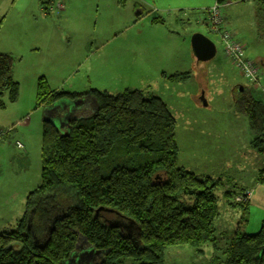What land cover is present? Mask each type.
I'll return each instance as SVG.
<instances>
[{
	"label": "trees",
	"instance_id": "1",
	"mask_svg": "<svg viewBox=\"0 0 264 264\" xmlns=\"http://www.w3.org/2000/svg\"><path fill=\"white\" fill-rule=\"evenodd\" d=\"M255 1L264 31V0ZM137 6L142 14L144 5ZM152 23L165 21L153 17ZM14 63L12 55L0 52V95L7 92L12 102L20 95ZM188 77L189 72L169 76L178 81ZM46 82L44 77L38 81L37 105L90 96L96 108L72 119L64 130L44 118L41 183L27 195L17 228L0 233V264H68L81 237L91 250L87 264H165L169 246H192L201 253L202 246L216 245L221 182L178 163L176 119L160 97L141 89L116 95L97 89L46 91ZM236 109L247 116L253 146L262 153L264 102L244 87ZM263 176L264 169L259 180ZM105 211L125 218L130 228L105 222L100 216ZM220 263L264 264V220L255 233L235 232Z\"/></svg>",
	"mask_w": 264,
	"mask_h": 264
},
{
	"label": "rangeland",
	"instance_id": "2",
	"mask_svg": "<svg viewBox=\"0 0 264 264\" xmlns=\"http://www.w3.org/2000/svg\"><path fill=\"white\" fill-rule=\"evenodd\" d=\"M207 1L143 0L141 5L147 6H144L145 10H141L144 14L138 15L137 20L140 24H137V27H140L143 31L141 35L143 43L141 45L140 42L139 46L143 49L145 58L141 57V60H139L135 59L134 56L136 54L135 50H137L133 45V43L136 45L134 38L130 37L126 40V35H128L126 31H122L103 44L98 41L94 36L95 33L100 29L110 33L113 22L109 18H106V23L105 21L99 22L101 9L93 0H88L84 6H81L80 11L75 9L71 15L72 18L77 14L83 16L85 21L87 19L90 22L91 29H94L92 40L87 43L85 49L75 46L72 35L64 33L69 24L65 22L66 20H63L56 25V29H51L48 41L45 39L40 40L39 44L36 43V46L38 44L36 50L32 53H26L24 63L26 65L29 63V66L27 65L28 71L33 76L32 79L35 80V83L41 77L46 79V91L87 92L97 89L116 95L129 90L127 88L140 89L151 80H153L152 86L156 89L158 86L156 79L161 72L160 65H169L172 62L171 59L176 57L180 62L186 57L194 58L195 53L191 46V36L196 32H207L205 17H201L204 15L203 9L205 10V8L207 9L216 4V0H211L212 5L204 6L203 3ZM224 4L227 5L228 3ZM232 8L235 24L252 34L251 37H247L250 44L248 49L247 46L244 49V51L246 50L244 55L247 59L254 60L253 62L257 68H261L263 64L262 61H258V56L264 57V31L260 29L257 21V2L255 0L236 2ZM56 15V11L51 12L52 18ZM153 17L163 19L165 23L153 24ZM143 23L146 24L145 29ZM157 25H166L173 32L171 34L172 38H168V30L155 29L154 26ZM253 27L255 32H253ZM132 31H129V35ZM241 34L239 33V35ZM232 35L234 36L233 33ZM215 42L217 45L216 55L209 60L200 61V66L196 65L198 62L196 56V62H193L190 66L182 63V70L175 71L176 69L169 66L170 75L181 74L177 72H189V77L186 80H179L183 88H180V85L174 88L178 91L176 100L182 112L176 120V138L182 147L180 153L181 163L184 162L183 155L191 153V145L190 149L187 150L189 146L187 132L192 124L190 118L198 117L202 113L209 115L210 121L200 122V125L193 123V125L200 126L202 131L216 129L220 126L221 137H216L214 144L217 145L222 141L230 151L240 137L244 138L246 136L243 119L249 124L247 116L236 109V102L241 93L240 89L247 87L254 98L264 102V72L258 68V80L250 87L246 83L247 80L245 81L242 71L224 53L222 44L217 39ZM184 43L186 46H184ZM14 58L16 59V57ZM201 70L207 71L206 74H203V77L200 75ZM22 73L24 74V70H22ZM18 75L21 76L19 70ZM170 75H168V78ZM157 92L159 91L157 90ZM37 93V89L33 88L30 91L29 88L25 87L14 102L8 99L7 92L0 95V136L8 131V135L0 137V233L17 228L25 210L27 195L41 183L42 125L45 114H49L47 107L53 104L37 105ZM86 98L69 100L71 104L74 100V104H79L80 101L85 102ZM190 98L195 100L196 108L192 106ZM204 103L207 105L203 106ZM85 110H87L86 107L82 111ZM235 113L241 114L240 118L232 121L229 118L225 119V116L235 118ZM242 115L245 118L242 119ZM57 120L59 119L57 118ZM210 130L209 132H211ZM250 131L253 139V132ZM18 142H21L24 147L19 148ZM209 145L210 143L205 149ZM205 149L202 150L199 141L198 146L194 147L192 152L202 156L206 154ZM227 156L236 158L234 154H228ZM262 158H264V151L260 154L259 159ZM240 162L238 163L240 164ZM252 162L254 163L253 160ZM240 165L242 166L243 163L241 162ZM185 166L191 168L188 163ZM244 173L246 174L244 176L240 175L241 178L238 179L241 183H245L246 179L249 178L250 170H246ZM230 180L234 181L233 178ZM242 192L243 190H239L236 193L240 194ZM216 194L218 195L220 210L223 211L226 204L223 201L224 196L218 190ZM228 198L235 202V196L231 193ZM227 204L230 206V202ZM235 209L237 212L234 215L224 213L223 220L227 224L238 222V219L242 217L243 208L235 206ZM237 222L235 226H237ZM240 226L241 232L255 233L259 230H254L251 225L246 227L244 221ZM245 228L248 230H245ZM231 231L232 229H228L227 226L223 229L217 226L215 232L217 240L214 243L216 245L207 244L202 246L203 252L201 253H198L196 248L192 246H169L165 250V264H221L220 262H223L226 258L229 239L237 232L235 230V232L230 233ZM84 242L82 238L78 248L79 257H82L83 253L89 248ZM94 255L98 256L99 254L94 252ZM80 260L75 259L73 263L82 264L78 262ZM92 263L91 260L88 264Z\"/></svg>",
	"mask_w": 264,
	"mask_h": 264
},
{
	"label": "crops",
	"instance_id": "3",
	"mask_svg": "<svg viewBox=\"0 0 264 264\" xmlns=\"http://www.w3.org/2000/svg\"><path fill=\"white\" fill-rule=\"evenodd\" d=\"M55 1L56 0L50 1L49 5L44 0H0V52L8 53L16 57L14 63V78L20 85V94L25 87L29 88L30 91L33 90V88L37 89L38 87V82L35 83V80L32 79L33 76L29 74V63L27 64L28 66L26 65V63H24L26 53H32L34 50H36L38 48L40 40L45 39L46 41H48L51 29H56L57 24H60V22L66 20L65 22L68 23L69 26L66 28L64 33L72 35L74 45L77 47L80 46V48L85 49L87 47V43L92 40V32L94 31V29H91L90 22L87 19L85 21L84 17L79 16V14H77L74 18L71 17L73 11L75 9H79L80 11L81 6H84L88 2V0H60L64 4V8L62 10H59L55 6ZM93 1L97 4L99 9H101V17L99 18V22L105 21L106 23V18L111 19L113 22L112 27L110 28V33L105 32L104 29H100L97 33H95L96 35L94 36L98 39V41L103 44L116 37L122 31H126L128 32V35H126V40H128L130 37H133L136 43V45L133 43V45L137 49L135 50L136 54H134L135 59L141 60V57L145 58L144 51L141 46H139L140 42L141 45L143 43V39L141 38L143 31L140 27H137V24H140L137 18H139L138 15L141 14L138 10L137 2L142 3L143 0H131L130 2H127V4L123 7L117 4L118 0ZM210 1L211 0H208L207 2L203 3V5H212ZM235 3L236 2H230L225 6H221L222 15L224 17L223 26L234 34V37L242 43L244 49L246 48V46L248 49L250 42L248 41L247 37H251L252 34L244 28H241L235 24L233 20L232 8L233 6H235ZM46 7L48 9H46ZM142 10H145V7H143ZM54 11L57 12V15L56 17L52 18L51 12ZM203 11L204 15L201 17H205V28L207 27V32L203 31L202 33L210 37L214 42L217 39L220 44H222L220 37L209 30L207 25V14L204 9ZM175 22H177V20H175ZM145 27L146 24L143 23V28L145 29ZM154 27L155 29L168 30V38H172L171 34L173 32L170 31L168 27H166V25H157ZM254 27L253 32H255ZM129 31H132L130 35ZM239 33L242 34L239 35ZM36 43H38L37 46ZM184 46H186L185 43ZM171 61L172 62L169 63V65H160L161 72L156 79L158 82V86L156 87V89H154V87L152 86L153 80H151L148 84H144L142 87H140V89L160 97L167 104L169 110L177 120L178 116L182 112L180 110V105L176 100V98H178V91L174 88L176 86H179L181 83L178 80H171L170 78H168V75H170L169 66L173 67L172 69H176L175 71H179L182 70V63L190 66L193 62H196V59L195 56L194 58L186 57L183 58L182 62H180L176 57L175 59H171ZM197 61L198 62L196 63V65L200 66V61L198 59ZM258 61H262L263 66L261 68H258L261 69L262 72H264V57L258 56ZM18 70L21 76L18 75ZM22 70H24V74L22 73ZM206 73L207 71L201 70L200 75L203 77V74ZM165 77L168 79H166ZM246 83L250 87L253 84L249 83L248 81H246ZM180 88H183V86L180 85ZM157 90L159 92H157ZM74 101L71 104L69 99H62L59 102V105H64L65 108L63 109V111L54 113L48 111L49 114L46 113L44 118H52L58 125L59 129L64 130L72 119L91 114L96 108V102L93 97H88L85 102L80 101L79 104H74ZM190 102L194 108L197 107L194 99L190 98ZM206 105L207 104L204 103L203 106ZM84 107H86L87 110L82 111ZM56 109L58 108L56 107ZM240 115L241 114L235 113V118H233L232 116H225V119L227 120V118H229L231 119L230 121H232L240 118ZM57 118L59 120H57ZM209 118V115L202 113L198 117L189 119L191 120L192 124L190 125L187 132V137L189 139V146L187 150L190 149L191 145V153L183 155V163L185 165H187L188 163L191 168H188L180 162V153L182 152V147L179 145V143L178 163L187 170H191L198 174L207 175L220 180L221 184H219L216 191L218 190L219 193L224 196L223 201L226 204L224 210H220V216L217 218L215 223L216 229L217 226L221 229L227 226L228 229H232L230 233H233L235 232V230L238 231L241 229L240 225L245 219L246 227L247 225H251L254 230L260 229L259 227H261L260 225L264 220V176L261 180H259V176L260 171L264 169V158L259 159L261 153L258 152L253 146L254 136L252 139V134L250 131L251 128L245 121V119H243L245 118V116L242 115L241 118L243 119L246 128V136L244 138L240 137V139L236 141V143L231 147V150L229 151L222 141H220L217 145L214 144V139L216 137H221L220 126H218L216 129H209L211 131L209 132V130L202 131L200 129V126L198 125H193V123L199 124L200 122L210 121ZM199 141L201 142L203 151L210 143L209 147L205 149L206 154L202 156H199L192 152V149L198 146ZM228 154H234L236 158L232 156L228 157ZM196 156L198 157L196 158ZM252 160L254 161V163L252 162ZM239 161L243 163L242 166L240 165L241 162L240 164L238 163ZM191 165L195 166L196 168ZM246 170H250V174H248L249 178L246 179L245 183H241L238 179L241 178L240 175L244 176L246 174L244 173V171ZM230 176L234 179V181L230 180ZM239 190H243V192L245 190H250V197L247 204H245L246 206L243 207L242 217L238 219V222L236 221L237 226H235L236 222L227 224L226 221L223 220V216L224 213H230L234 215V213L237 212L235 206H228L227 203L229 199V192L235 196L238 194L236 192ZM245 230L248 229L245 228Z\"/></svg>",
	"mask_w": 264,
	"mask_h": 264
},
{
	"label": "built area",
	"instance_id": "4",
	"mask_svg": "<svg viewBox=\"0 0 264 264\" xmlns=\"http://www.w3.org/2000/svg\"><path fill=\"white\" fill-rule=\"evenodd\" d=\"M56 6L59 9L63 8L61 1H57ZM207 25L211 32L217 34L223 45L224 53L230 58L232 63L238 67L243 77L250 83H256L258 80V68L252 60H249L244 55V47L224 25V17L222 15L221 5L216 3L214 6L206 9ZM21 146V144H19ZM250 197V190L235 195V202L247 204Z\"/></svg>",
	"mask_w": 264,
	"mask_h": 264
},
{
	"label": "water",
	"instance_id": "5",
	"mask_svg": "<svg viewBox=\"0 0 264 264\" xmlns=\"http://www.w3.org/2000/svg\"><path fill=\"white\" fill-rule=\"evenodd\" d=\"M191 46L193 48V51L195 53L196 58L199 61L209 60V59L213 58L217 53L216 43L210 37H208L207 35L200 33V32H196L191 36ZM240 90L242 91L243 89L241 88ZM58 102L59 101L55 102L54 105L57 104ZM81 238L85 239L84 237H81ZM85 252L90 254L89 250H86ZM75 256H77V254H75ZM82 256H84V255H82ZM81 258L82 257H78L75 259L78 260ZM74 260L68 259L67 263L68 264H74L73 263Z\"/></svg>",
	"mask_w": 264,
	"mask_h": 264
},
{
	"label": "flooded vegetation",
	"instance_id": "6",
	"mask_svg": "<svg viewBox=\"0 0 264 264\" xmlns=\"http://www.w3.org/2000/svg\"><path fill=\"white\" fill-rule=\"evenodd\" d=\"M50 1H52V0H49L48 2H46L47 4H49V2ZM58 1H60V0H58ZM62 2V1H61ZM56 3H57V0L55 1V6H56ZM62 4H63V2H62ZM50 5V4H49ZM54 6V5H53ZM57 7V6H56ZM55 7V8H56ZM58 8V7H57ZM63 8H64V4H63ZM62 8V9H63ZM46 9H48L47 7H46ZM59 9V8H58ZM62 9H59V10H62ZM61 101V100H60ZM59 101V102H60ZM59 102L57 103V104H53L52 106H50L48 109H49V112H51V113H54V112H60V111H63V109L65 108L64 107V105H62V104H60L59 105ZM56 107L58 108V109H56ZM100 216H101V218H103L104 219V221L105 222H107L108 224H110V225H113V226H116V225H119V226H125L124 224H126V228H130V225L128 224V223H126V219L125 218H123L122 216H120L119 214H117V213H115L114 211H105V212H103V213H101L100 214ZM78 248H79V245H77V248H76V250L74 251V253L71 255V257L69 258L70 260L72 259V260H74L75 258H78L80 255H78L79 253H78ZM88 250L89 251H91L90 250V248H88ZM86 252H84L83 253V255L85 254ZM91 253V252H90ZM75 254H77V256H75ZM90 257V254H85V257L84 256H82V258H81V260L80 259H78V260H80V261H78V262H80V263H82V264H86L87 262H88V258L87 257ZM87 258V259H86Z\"/></svg>",
	"mask_w": 264,
	"mask_h": 264
}]
</instances>
